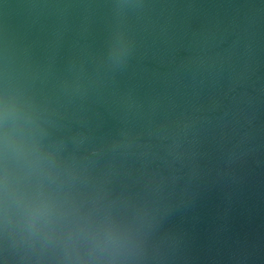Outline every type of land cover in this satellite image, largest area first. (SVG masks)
Instances as JSON below:
<instances>
[{
  "label": "water",
  "instance_id": "1",
  "mask_svg": "<svg viewBox=\"0 0 264 264\" xmlns=\"http://www.w3.org/2000/svg\"><path fill=\"white\" fill-rule=\"evenodd\" d=\"M0 264H264V0H0Z\"/></svg>",
  "mask_w": 264,
  "mask_h": 264
}]
</instances>
